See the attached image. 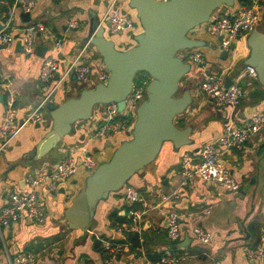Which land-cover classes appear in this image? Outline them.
Masks as SVG:
<instances>
[{
	"label": "crops",
	"instance_id": "crops-1",
	"mask_svg": "<svg viewBox=\"0 0 264 264\" xmlns=\"http://www.w3.org/2000/svg\"><path fill=\"white\" fill-rule=\"evenodd\" d=\"M0 0V27L7 3ZM8 1V0H7ZM108 0H36L26 19L25 12L18 10L17 27L26 22H42L49 31L47 37L37 39L36 52L32 55L23 52L21 35L10 45L0 44V213L9 201L12 193L28 188L23 184L25 178L49 171L68 152L72 146L85 141L98 164L109 160L116 148L129 139L126 133L114 134L106 140H90L94 128L85 121L77 122L70 134L66 135L52 150L41 159L30 161L33 149L52 126V118L46 109V119L42 123L22 124L32 109L50 91L53 83L40 80V70L45 55L53 54L61 61V71L65 69L89 43L84 39L88 35L91 22H100L106 11ZM248 2L236 0L233 6H222L219 13L235 14ZM122 11L136 21L133 29L121 34H113L108 28L106 35L112 38L120 50H126L136 44L135 37L143 30L137 16V10L130 7L129 0H121ZM217 13V12H216ZM71 22L77 26L72 27ZM257 30L264 39V5L261 18L253 30ZM252 31V32H253ZM242 33L234 40L233 50L224 52L221 38L210 33H197L193 37L203 45L195 49L201 51L208 60V66L192 63V70L182 81V90L189 88L193 103L186 112L176 118L181 127L192 126V142L181 148L174 147L172 141H165L157 158L147 165L142 173L132 176L128 184L138 188L150 202V209L142 221L140 233H120L118 229L128 222L129 203L124 198V189L113 192L101 200L95 210L91 226L87 230L67 229L65 213L73 198L86 186L91 172L80 165L77 173L68 180L61 181L57 191L50 192L41 188L40 199L46 207V218L37 222L22 216L12 226H0V264H7L17 254L31 253L37 264H147L157 259L169 248L177 249L184 255L181 264H260L247 254L249 248H255L264 237V130L252 136L243 149H231L222 157V163L240 183L238 192L226 190L214 184L212 189L201 178L191 180L183 189V195L175 203L182 215V237L177 243L169 241L166 226H163L164 214L161 196L171 192L180 180V164L185 153H190L198 161L199 152L205 144L214 142L220 136L224 125L233 121L240 125L245 120L264 112V84L257 76L246 72L252 53L249 44L251 33ZM48 46L44 56L38 53V46ZM187 50L181 52L185 57ZM94 51L89 44V53L84 62L92 61L98 68L103 63L94 60ZM94 61V62H93ZM225 70L228 76L244 87L245 96L238 107L218 106L213 97L201 89L208 74ZM55 74L52 82L57 80ZM88 85H80L79 80L70 77L66 86L62 84L54 91L50 101L61 104L70 97L78 96L85 88L98 84L95 70ZM67 80V79H65ZM226 85V84H225ZM9 90L16 94L17 115L14 124L21 128L6 141L1 133L6 104L5 96ZM100 113L102 106H97ZM122 134L123 136H119ZM6 141V143H5ZM169 179V184L163 183ZM179 205H182L180 207ZM179 206V207H178ZM201 226L212 233L207 244L200 243L193 228ZM111 238L126 243L124 250L112 263L106 260L102 248L103 239Z\"/></svg>",
	"mask_w": 264,
	"mask_h": 264
},
{
	"label": "built area",
	"instance_id": "built-area-1",
	"mask_svg": "<svg viewBox=\"0 0 264 264\" xmlns=\"http://www.w3.org/2000/svg\"><path fill=\"white\" fill-rule=\"evenodd\" d=\"M2 2L7 3V8L3 14L2 27L0 28V44L10 45L21 35V47L23 52L32 55L36 52L37 39L40 35L48 36L50 31L42 22H26V25L19 28L16 25L18 10L31 13L35 7L36 0H13ZM264 0H251L250 3L242 6L235 14L214 13L211 19L196 28L189 35L193 37L197 33H210L221 37V45L227 50H233L234 40L242 33L252 32L258 25L261 18V7ZM102 24H109L110 31L113 34H121L135 27L136 21L125 14L121 8V0H108L106 11L101 20ZM72 27L77 26L75 22H71ZM195 38V37H194ZM185 51V50H184ZM89 52V44H86L77 54L75 59L61 71V61L53 54L43 57L40 80L45 83H53L50 91L28 114L24 120L26 123H42L46 117L47 102L53 95L54 91L62 84L65 79L71 77L73 70L76 72V79L81 82H88L93 77V72L97 73L98 82H107L110 72L104 64L97 66L94 63L84 62V57ZM184 57V56H183ZM184 58H188L191 62L202 67L208 66L206 56L195 48L187 49ZM192 64V63H191ZM246 72L250 75L257 76L255 67L248 65ZM56 73L59 78L52 82ZM152 80V76L143 72L139 74L134 82L132 93L126 99V106L120 111L114 102L102 104L100 113L96 112L91 118L94 128L93 135L90 140H106L110 139L114 134L132 131L137 116L138 104L147 97V87ZM225 70L208 74L201 84L202 91L213 97L218 106L238 107L242 103L245 96L244 87L235 81L226 86L224 84ZM2 77L0 75V85ZM5 116L1 128V133L6 141H9L20 130V126L14 124V118L17 115L15 108L16 94L9 90L5 96ZM264 130V112L247 119L244 123L238 125L233 121H228L218 137L212 143L205 144L199 152V160L196 161L190 153L183 155L180 164V180L179 184L168 193H163L161 203L168 204V207H162V213L167 217V236L169 241L177 243L183 235L181 227L182 215L175 208V203L180 200L183 195V189L189 186L194 178H201L204 181H211L213 184L220 186L226 190L238 192L240 183L230 172V170L222 163V155L231 149H243L246 147L249 139L257 133ZM5 141V143H6ZM85 141L79 142L78 145L72 146L64 157L49 171L41 174H30L25 178L28 188L20 192L11 194L9 201L3 207L0 213V226H12L22 216L29 217L37 222H43L46 218V207L40 199L41 188H47L50 192L57 191L59 183L73 177L80 165L88 169L91 173L99 165L97 160L91 153V149ZM81 160V164L79 161ZM124 198L129 203L128 222L121 225L118 229L120 233H140L142 229V221L145 214L150 209V202L141 191L130 185H125ZM193 232L197 240L202 244H207L212 239V233L201 226L193 228ZM102 248L106 253V260L112 263L124 250L126 243L123 241L106 238L103 239ZM247 254L250 258L257 259L260 264H264V237L255 248H249ZM184 255L177 249L169 248L155 260H149L147 264H181ZM7 264H37L34 254L21 253L15 258L9 259Z\"/></svg>",
	"mask_w": 264,
	"mask_h": 264
},
{
	"label": "water",
	"instance_id": "water-1",
	"mask_svg": "<svg viewBox=\"0 0 264 264\" xmlns=\"http://www.w3.org/2000/svg\"><path fill=\"white\" fill-rule=\"evenodd\" d=\"M235 2L129 0L130 7L137 10L143 30L135 37L136 44L126 50L118 49L116 42L106 35L108 23L102 24L99 19L91 22L84 42L92 45L94 60L102 61L110 72L109 78L107 82L83 89L78 96L70 97L61 104L50 100L47 102L46 109L52 118V126L29 155L31 162L41 159L56 147L71 133L77 122L91 119L98 105L114 102L123 111L126 99L133 91L135 79L141 72L151 75L152 80L147 87L146 99L138 106L136 121L128 133L129 139L117 147L109 160L95 168L87 178L86 186L67 208V229L87 230L92 224L98 203L111 193L122 190L133 175L142 173L157 158L165 141H172L176 148L192 142V126L183 128L176 121L193 103L191 90H182V81L192 70V64L181 56V52L203 45L201 40L191 37L189 33L209 21L216 10L222 6H233ZM24 16L30 19V13H24ZM262 37L257 30L251 33L249 44L252 53L247 63L258 66V77L264 84ZM47 48L46 45H39L38 53L44 56ZM224 52L228 54L227 50ZM71 77L76 78L75 70ZM233 82L234 79L228 76L225 84L228 86ZM0 99L3 100V97ZM21 123H24V119ZM163 183L168 185L169 179L163 178ZM23 184H26L25 180ZM207 186L212 189L214 184L207 181ZM166 225L167 217L163 221V226Z\"/></svg>",
	"mask_w": 264,
	"mask_h": 264
},
{
	"label": "rangeland",
	"instance_id": "rangeland-1",
	"mask_svg": "<svg viewBox=\"0 0 264 264\" xmlns=\"http://www.w3.org/2000/svg\"><path fill=\"white\" fill-rule=\"evenodd\" d=\"M217 13H219V12H221V10H219V11H216ZM89 53V52H88ZM186 59V58H185ZM143 72H141L140 73V75L142 74ZM70 81H71V79L69 78V79H67V80H65L64 81V83H63V86H66L68 83H70ZM88 83H91V81H88V82H79V84L80 85H88ZM138 105H140V104H138ZM136 121V120H135ZM85 122H87L89 125L91 124L92 125V120L91 119H89V120H87V121H85ZM135 123V122H134ZM133 129V128H132ZM121 133H124V132H121ZM124 134H126V133H124ZM119 136H123L122 134H120ZM117 149V148H116ZM115 152V151H114Z\"/></svg>",
	"mask_w": 264,
	"mask_h": 264
},
{
	"label": "trees",
	"instance_id": "trees-1",
	"mask_svg": "<svg viewBox=\"0 0 264 264\" xmlns=\"http://www.w3.org/2000/svg\"><path fill=\"white\" fill-rule=\"evenodd\" d=\"M8 1H13V0H8ZM239 1H241V2H248V1H250L251 2V0H239ZM117 240V239H116ZM120 241V240H119Z\"/></svg>",
	"mask_w": 264,
	"mask_h": 264
}]
</instances>
